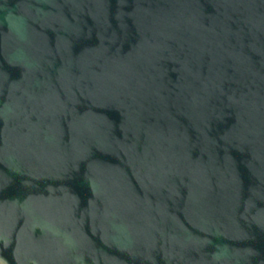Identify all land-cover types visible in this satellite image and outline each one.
<instances>
[{
  "label": "water",
  "instance_id": "water-1",
  "mask_svg": "<svg viewBox=\"0 0 264 264\" xmlns=\"http://www.w3.org/2000/svg\"><path fill=\"white\" fill-rule=\"evenodd\" d=\"M0 264H264V0H0Z\"/></svg>",
  "mask_w": 264,
  "mask_h": 264
}]
</instances>
